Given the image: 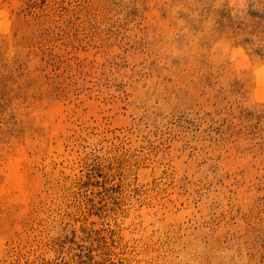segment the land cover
I'll use <instances>...</instances> for the list:
<instances>
[{
  "label": "rangeland",
  "instance_id": "1",
  "mask_svg": "<svg viewBox=\"0 0 264 264\" xmlns=\"http://www.w3.org/2000/svg\"><path fill=\"white\" fill-rule=\"evenodd\" d=\"M0 264H264V0H0Z\"/></svg>",
  "mask_w": 264,
  "mask_h": 264
}]
</instances>
